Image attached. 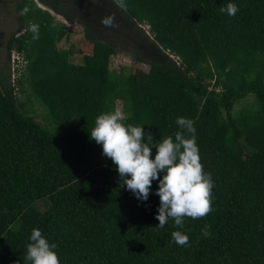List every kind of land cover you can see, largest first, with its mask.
Wrapping results in <instances>:
<instances>
[{"label":"trees","instance_id":"16d2710c","mask_svg":"<svg viewBox=\"0 0 264 264\" xmlns=\"http://www.w3.org/2000/svg\"><path fill=\"white\" fill-rule=\"evenodd\" d=\"M39 1L48 8L13 0L19 26L0 68V264H31L35 228L61 264H264V0ZM228 3L235 16L221 12ZM67 22L83 28L80 63L60 45ZM13 51L26 62L14 80ZM122 53L132 64L112 67ZM23 90L41 114L21 109ZM115 108L157 143L190 138L176 120L194 121L214 181L208 215L158 227L159 181L137 199L90 139L97 116Z\"/></svg>","mask_w":264,"mask_h":264},{"label":"clouds","instance_id":"9594fccd","mask_svg":"<svg viewBox=\"0 0 264 264\" xmlns=\"http://www.w3.org/2000/svg\"><path fill=\"white\" fill-rule=\"evenodd\" d=\"M220 10L235 16L239 8L234 3H228ZM28 11L25 6L20 15H26ZM102 23L112 26L110 19H104ZM144 28L147 33L150 32ZM28 30L33 33L34 40L39 39L38 24L31 23ZM14 56H17L15 62ZM24 63L23 56L13 51L10 59L13 80ZM125 121L126 115L120 108L98 115L95 126L90 130V139L102 146V154L112 160L123 179V185H126L137 199L147 201L153 181H159L156 190V195L160 198L156 215L159 220L158 227L164 228L169 218H172L175 226L182 229L186 217L200 219L208 215L212 211L214 181L211 174L204 171L196 143L194 121L185 117H178L176 120L180 129L191 134L190 138L185 137L184 131H177L174 139L169 136L158 143L151 132H145L143 125L135 126ZM153 147L156 148L154 159ZM202 234L209 235L207 228ZM171 236L180 246L189 243L188 235L182 231H173ZM30 241L27 245L26 261L31 264H61L55 250L57 245L50 243L39 228L32 230Z\"/></svg>","mask_w":264,"mask_h":264},{"label":"rangeland","instance_id":"374dc122","mask_svg":"<svg viewBox=\"0 0 264 264\" xmlns=\"http://www.w3.org/2000/svg\"><path fill=\"white\" fill-rule=\"evenodd\" d=\"M9 1V3H8ZM38 5L42 6L43 8H48L47 6L43 5L38 0ZM59 19H63L61 16H58ZM68 32L70 34L69 39H64L61 42V46L69 48L73 51V60L75 62H81V58L83 57L84 53L81 51L83 47V28L75 25L73 23H68ZM19 26V22L17 19V7L15 2L13 0H2L0 2V68L3 67L5 62H7V38L8 36L13 33L17 27ZM147 30L148 26H146ZM26 63V62H25ZM25 63L22 65V68H24ZM13 64V63H12ZM132 64L130 58L126 53L118 54L114 57L112 67H119L121 65H129ZM137 66L143 67L145 70H148V66L145 63L136 64ZM20 72L16 74V76H19ZM18 92V91H17ZM18 100L19 105L21 103H25L26 105L20 106L21 109H24V112L32 111L33 109L37 111V114H41L44 110V107L38 102H31V100L28 99L27 93L19 92L18 94ZM246 102V101H245ZM244 102V103H245ZM243 103V102H242ZM238 106H242L241 103L238 104ZM37 120H41L40 116H37ZM42 204L40 203V206ZM45 204L41 206V208L45 209Z\"/></svg>","mask_w":264,"mask_h":264},{"label":"built area","instance_id":"2783aa9c","mask_svg":"<svg viewBox=\"0 0 264 264\" xmlns=\"http://www.w3.org/2000/svg\"><path fill=\"white\" fill-rule=\"evenodd\" d=\"M16 58H17V56H14V57H13V62L16 61ZM14 66H15V64H14Z\"/></svg>","mask_w":264,"mask_h":264}]
</instances>
